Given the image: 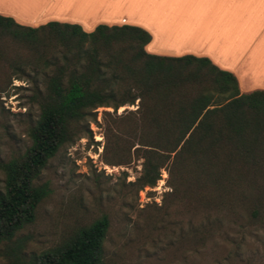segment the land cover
I'll use <instances>...</instances> for the list:
<instances>
[{"label":"trees","instance_id":"16d2710c","mask_svg":"<svg viewBox=\"0 0 264 264\" xmlns=\"http://www.w3.org/2000/svg\"><path fill=\"white\" fill-rule=\"evenodd\" d=\"M150 41L138 26L85 32L0 15V94L27 75L39 110L30 145L0 164V244L34 221L47 194L37 180L62 147L91 139L99 108L113 110L102 112V159L110 166L141 160L139 190L154 187L164 169L174 192L206 203L241 201L254 211L264 195V91L240 93L236 77L206 57L148 53ZM126 105L136 109L117 114ZM107 228L102 216L27 264H106Z\"/></svg>","mask_w":264,"mask_h":264},{"label":"rangeland","instance_id":"374dc122","mask_svg":"<svg viewBox=\"0 0 264 264\" xmlns=\"http://www.w3.org/2000/svg\"><path fill=\"white\" fill-rule=\"evenodd\" d=\"M30 78L14 79L0 94V164L30 145L28 131L39 114ZM135 109L126 105L117 114ZM103 111L113 112L97 110L91 139L62 147L48 162L37 180L47 194L34 221L0 244V264H27L102 216L106 264H264V195L254 211L241 201L202 202L174 192L164 169L154 187L139 190L141 160L110 166L102 159ZM99 134L102 141L94 138ZM3 180L0 167V191Z\"/></svg>","mask_w":264,"mask_h":264},{"label":"crops","instance_id":"0c3cea01","mask_svg":"<svg viewBox=\"0 0 264 264\" xmlns=\"http://www.w3.org/2000/svg\"><path fill=\"white\" fill-rule=\"evenodd\" d=\"M0 15L22 26L51 21L132 25L151 35L148 53L206 57L232 73L240 93L264 91V0H0Z\"/></svg>","mask_w":264,"mask_h":264},{"label":"built area","instance_id":"2783aa9c","mask_svg":"<svg viewBox=\"0 0 264 264\" xmlns=\"http://www.w3.org/2000/svg\"><path fill=\"white\" fill-rule=\"evenodd\" d=\"M94 138L96 139V141H102V139H103L101 134L95 135Z\"/></svg>","mask_w":264,"mask_h":264}]
</instances>
